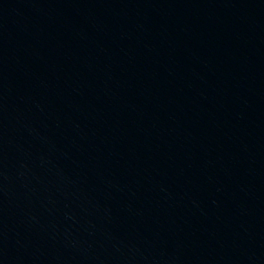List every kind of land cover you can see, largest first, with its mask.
<instances>
[{
    "label": "water",
    "instance_id": "water-1",
    "mask_svg": "<svg viewBox=\"0 0 264 264\" xmlns=\"http://www.w3.org/2000/svg\"><path fill=\"white\" fill-rule=\"evenodd\" d=\"M0 264H264V0H0Z\"/></svg>",
    "mask_w": 264,
    "mask_h": 264
}]
</instances>
